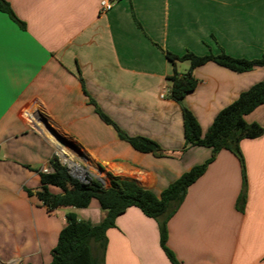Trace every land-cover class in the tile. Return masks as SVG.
<instances>
[{"label": "crops", "instance_id": "0c3cea01", "mask_svg": "<svg viewBox=\"0 0 264 264\" xmlns=\"http://www.w3.org/2000/svg\"><path fill=\"white\" fill-rule=\"evenodd\" d=\"M5 1L16 19L0 10V264H50L68 213L98 225L107 212L95 199L49 212L36 196L40 173L53 172L51 160L66 155L160 196L208 160L210 148H185L181 106L168 98L174 66L165 51L261 58L264 0ZM194 76L198 85L184 104L206 132L221 110L264 81V67L237 73L208 63ZM92 101L128 134L157 141L166 156L121 140ZM245 120L264 128V104ZM240 147L244 211L237 207L240 161L222 150L168 222L167 245L181 264H264V134ZM107 238L104 264H172L158 222L137 207L117 217Z\"/></svg>", "mask_w": 264, "mask_h": 264}, {"label": "trees", "instance_id": "16d2710c", "mask_svg": "<svg viewBox=\"0 0 264 264\" xmlns=\"http://www.w3.org/2000/svg\"><path fill=\"white\" fill-rule=\"evenodd\" d=\"M0 10L16 19L9 4L0 0ZM23 26V24H21ZM166 58L173 64L174 73L168 78L171 88L168 98L181 106L183 116V133L185 148L207 147L212 150L211 157L204 163L194 166L179 179L171 183L157 196L152 190L144 188L133 179L110 175L109 187H104L101 181L93 179L85 184L72 178L67 168L55 156L51 160L53 172L40 173L41 186L37 198L52 212L58 208H87L92 200H97L107 212L98 225L86 220H80L73 212L67 214V226L60 232L58 244L53 250V260L50 264H104V254L107 247V231L115 227L118 216L130 207L139 208L147 217L158 222L160 245L172 264H181L168 247V222L184 202L188 189L207 170L222 150L232 152L240 161L242 173V188L237 201V207L244 211L247 202V173L244 156L240 144L245 139H256L264 134V128L257 123L248 124L245 116L264 104V81L258 82L242 92L229 106L221 110L206 132L194 113L184 104L187 94L193 92L198 80L194 70L208 63L237 73H245L264 67V54L259 59H238L228 55L223 49L218 54L197 55L187 51L179 56L165 51ZM179 62H189V69L180 73L176 66ZM96 112L108 125L115 128L121 140L129 143L132 148L141 153H149L155 157H165L163 147L155 140L141 136L130 135L124 131L112 118L106 115L94 101ZM50 187L60 189L53 193Z\"/></svg>", "mask_w": 264, "mask_h": 264}, {"label": "built area", "instance_id": "2783aa9c", "mask_svg": "<svg viewBox=\"0 0 264 264\" xmlns=\"http://www.w3.org/2000/svg\"><path fill=\"white\" fill-rule=\"evenodd\" d=\"M102 7L103 9H110L111 5L108 2L104 1L102 2ZM64 156L65 159H63L60 155H58L57 157L59 158L61 164L67 168V171L72 178L85 184L90 183L93 179H97L101 181L104 187H107L104 179H102L101 177H96L94 173L90 172L88 168L83 166L79 161L74 160L66 155ZM81 176H83V178H81Z\"/></svg>", "mask_w": 264, "mask_h": 264}, {"label": "rangeland", "instance_id": "374dc122", "mask_svg": "<svg viewBox=\"0 0 264 264\" xmlns=\"http://www.w3.org/2000/svg\"><path fill=\"white\" fill-rule=\"evenodd\" d=\"M179 63H183V64H186V65H188L189 64V62H179ZM184 67H180V69L182 70ZM94 175L96 176V177H101L102 179H104L105 180V182H106V186L107 187H109V185H110V175H112V176H115V177H119V176H116V175H113V174H107V173H105L104 171H100V170H97L95 173H94Z\"/></svg>", "mask_w": 264, "mask_h": 264}, {"label": "water", "instance_id": "95a60500", "mask_svg": "<svg viewBox=\"0 0 264 264\" xmlns=\"http://www.w3.org/2000/svg\"><path fill=\"white\" fill-rule=\"evenodd\" d=\"M45 121V123L47 124V128L49 130V132L59 141V142H64L65 138H63L55 129H53L47 122L45 119H43Z\"/></svg>", "mask_w": 264, "mask_h": 264}, {"label": "bare ground", "instance_id": "6f19581e", "mask_svg": "<svg viewBox=\"0 0 264 264\" xmlns=\"http://www.w3.org/2000/svg\"><path fill=\"white\" fill-rule=\"evenodd\" d=\"M61 153H62V152H61ZM62 158L65 159V156L63 155ZM79 170H80V169H79ZM118 172H119V173L121 172L120 174H126L124 171H123V172H122V171H118ZM81 178H83V176H81Z\"/></svg>", "mask_w": 264, "mask_h": 264}]
</instances>
